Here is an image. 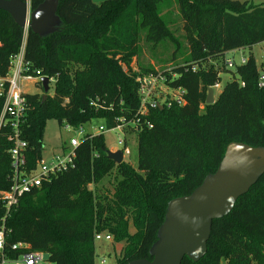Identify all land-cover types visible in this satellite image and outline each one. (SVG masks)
Here are the masks:
<instances>
[{
	"label": "trees",
	"instance_id": "obj_1",
	"mask_svg": "<svg viewBox=\"0 0 264 264\" xmlns=\"http://www.w3.org/2000/svg\"><path fill=\"white\" fill-rule=\"evenodd\" d=\"M45 1L29 0L31 11ZM167 1L60 0L61 26L43 37L0 11V78L7 77L13 58L24 47L27 75L56 81L53 97L25 95L29 108L21 138L27 143L28 171L43 158L49 120L74 129L93 120H102L107 131L132 122L141 126L136 134L137 170L107 158L104 134H87L75 151L74 166L24 195L11 211L5 223L9 243H26L47 254L53 264H96L95 236L107 233L114 243L125 244L116 264L151 262L168 204L190 196L207 176L215 174L228 144L264 148V87H259L262 74L252 52L245 64L235 66L233 81L215 103L206 104L208 90L221 82L220 72L230 68L223 61L221 67L212 62L264 43V5L174 0L188 55L183 65L161 73L165 86L185 92V104L167 97L163 109L150 108L146 116L138 117L136 80L159 73L144 69L128 75L122 64L129 67L139 55L144 31L155 47L166 41L181 45L161 13ZM3 105L0 96V115ZM122 131L126 135L134 129ZM11 135L12 128L3 125L0 192L12 185ZM112 172V193L88 189ZM5 216L0 201V228ZM182 264H264V174L227 216L213 221L205 256L198 262L185 258Z\"/></svg>",
	"mask_w": 264,
	"mask_h": 264
},
{
	"label": "water",
	"instance_id": "obj_2",
	"mask_svg": "<svg viewBox=\"0 0 264 264\" xmlns=\"http://www.w3.org/2000/svg\"><path fill=\"white\" fill-rule=\"evenodd\" d=\"M60 0H46L35 11L28 2L0 0V11L8 13L23 28H30L39 36L56 32L61 26L57 16ZM43 100L49 92V78L41 79ZM215 103L214 90H208L207 105ZM163 109L162 106H159ZM107 158L120 165L121 151H107ZM264 174V148H253L242 143H232L213 175L190 196L177 198L168 204L165 221L158 241L151 251V262L138 260L129 264H182L185 258L200 261L207 252L214 220L227 216L238 199Z\"/></svg>",
	"mask_w": 264,
	"mask_h": 264
},
{
	"label": "built area",
	"instance_id": "obj_3",
	"mask_svg": "<svg viewBox=\"0 0 264 264\" xmlns=\"http://www.w3.org/2000/svg\"><path fill=\"white\" fill-rule=\"evenodd\" d=\"M24 47L20 53L15 56L12 60L9 74L5 78H0V96L4 98V105L0 115V129L3 125H9L12 128V135L10 141L13 144L10 150V156L12 160V185L9 190L0 192V201L6 211V216L2 219V226L0 228V264H53L47 254L34 251L30 245L26 243L11 244L8 242L9 232L6 230L5 223L6 219L11 211L18 206L20 199L31 193L33 190L38 189L42 184L48 181L52 176H56L70 167L74 166V160L76 158V149L81 143V140L88 134L83 126L78 129H74L71 126H67L77 133L76 136H72L69 142L66 144V151L63 155L55 156L50 162L46 163L43 158L37 162L36 168L28 171L26 167V156L25 152L27 149V143L21 138V126L24 122L25 116L28 111V103L25 95L20 89V82L22 80L32 81L35 78L28 76L26 72L29 70V64L23 62ZM246 59L243 58L241 64H245ZM233 62L228 61V67L232 68ZM195 71L196 68H193ZM43 76L37 77V84L41 83ZM139 83V96H140V109L138 111V117L146 116L150 108L159 107L160 103L154 98V90L159 83L164 84V77L162 74L140 76L136 80ZM53 83L55 86V79L49 78V89L50 84ZM167 87V86H165ZM219 84L215 85L213 90L218 88ZM259 87H264V73L260 76ZM168 88V87H167ZM185 92L180 89H169L167 96L170 101H176L179 105H184ZM168 99V98H167ZM132 127L133 133H123V129L126 127ZM148 128L152 126L150 123L147 124ZM115 129H120L124 138L119 140L121 151L123 153V161L125 157L131 155L129 148L130 135L136 136L141 131V126L138 123H126L118 125ZM104 127L94 128L90 131L91 136L103 134ZM44 149V147H43ZM114 153V152H113ZM105 240L112 242V236L107 233H99L95 236V242ZM105 264V261H102Z\"/></svg>",
	"mask_w": 264,
	"mask_h": 264
},
{
	"label": "rangeland",
	"instance_id": "obj_4",
	"mask_svg": "<svg viewBox=\"0 0 264 264\" xmlns=\"http://www.w3.org/2000/svg\"><path fill=\"white\" fill-rule=\"evenodd\" d=\"M96 3H102L106 0H94ZM240 2H249L250 5L260 6L264 5V0H233ZM168 5L161 7V13H163V17L165 20L171 23V30L174 36L179 39L180 46L174 45L171 42L166 41L159 47L153 46L152 43L148 42L146 39V32H141L139 46L140 53L137 57L132 59V62L129 67L122 64V68L125 74L131 75L134 73H139L144 69L153 70L154 72L172 71L175 67L183 65L187 58V46L183 39V23L177 11V5L174 0H168ZM27 29V28H26ZM254 55L255 60L258 65V69L261 74L264 73V43L256 45L253 47L252 51L246 50H237L234 52H230L225 55L223 60L213 61L212 63L218 65L219 67L223 64L228 63V61L233 62L234 67L229 68V72H220L221 82L219 83V87L214 89V98L216 99L220 93L223 91L225 86L233 81L232 72L235 71V66L241 65V61L243 58H248L250 54ZM38 79H34L32 81L22 80L20 82V89L26 95H43L42 86L37 84ZM55 91V86L53 83L50 84L49 92L47 96L53 97ZM154 98L160 106H162L167 101V93L168 88L163 86L162 83H159L154 90ZM163 107V106H162ZM203 108V107H202ZM104 127L102 120H93L91 123L84 126L86 133L93 131L94 128ZM105 137V143L109 151L117 152L121 150V146L119 145V140L124 138L122 131L120 129H113L110 131L104 130L103 132ZM77 133L72 129H69L67 126L61 127L56 120H49L46 124L44 135H43V160L46 163H50L55 156L63 155L64 151L62 146L69 142L72 136H76ZM129 138V148L131 151V155L129 157H125L124 162L131 165L134 169H138V142L137 138L134 135H130ZM236 143V142H232ZM232 143L228 144L226 147H229ZM225 151V153H226ZM225 156V155H224ZM115 185V172H112L109 176L104 178L101 182L96 185H90L88 189L98 194H109L112 193L113 187ZM130 232L133 233L134 229L130 228ZM125 246L124 243H114L107 242L105 240L97 241L95 243L96 249V264H102V261H105V264H116L117 261L121 258L122 249Z\"/></svg>",
	"mask_w": 264,
	"mask_h": 264
},
{
	"label": "crops",
	"instance_id": "obj_5",
	"mask_svg": "<svg viewBox=\"0 0 264 264\" xmlns=\"http://www.w3.org/2000/svg\"><path fill=\"white\" fill-rule=\"evenodd\" d=\"M27 2L29 3V0H27ZM62 149H63V146H62Z\"/></svg>",
	"mask_w": 264,
	"mask_h": 264
}]
</instances>
